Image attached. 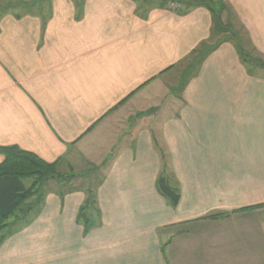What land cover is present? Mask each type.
I'll use <instances>...</instances> for the list:
<instances>
[{
  "label": "crops",
  "instance_id": "0c3cea01",
  "mask_svg": "<svg viewBox=\"0 0 264 264\" xmlns=\"http://www.w3.org/2000/svg\"><path fill=\"white\" fill-rule=\"evenodd\" d=\"M222 1L264 58V0ZM44 2L0 15V145L103 173L46 189L0 264H264V69L205 1Z\"/></svg>",
  "mask_w": 264,
  "mask_h": 264
},
{
  "label": "trees",
  "instance_id": "16d2710c",
  "mask_svg": "<svg viewBox=\"0 0 264 264\" xmlns=\"http://www.w3.org/2000/svg\"><path fill=\"white\" fill-rule=\"evenodd\" d=\"M219 1L220 3L217 2V8L211 6L210 2L212 1H205L214 15V24L220 21L218 10H222L225 7V4L221 0ZM24 7L23 13L29 12L28 8ZM19 15L17 14V16ZM213 32H218V30L213 27ZM206 47L201 49L198 52V56L194 58L196 61L195 65L205 54ZM241 58L245 62L242 55ZM255 66L264 67V61H259ZM0 153L3 155V159L0 162V239H2L16 228L17 221H14V219L17 211L20 210L19 212L24 215L21 219L25 221L26 214L42 201L44 183L49 179L59 180L61 177L57 175V162H47L33 152L24 150L17 145H0ZM161 156H163L162 150ZM26 179L30 180L28 185L25 184ZM156 184L159 191L168 199L171 205H175L178 202L179 193L170 184L169 178L163 170L157 177ZM31 197H34L32 202L28 200ZM94 205L95 199L89 189L88 196L77 214V219L82 223L84 231L95 223L94 217L90 213L91 208L93 211H97ZM211 216H216V214H211Z\"/></svg>",
  "mask_w": 264,
  "mask_h": 264
},
{
  "label": "rangeland",
  "instance_id": "374dc122",
  "mask_svg": "<svg viewBox=\"0 0 264 264\" xmlns=\"http://www.w3.org/2000/svg\"><path fill=\"white\" fill-rule=\"evenodd\" d=\"M45 0H0V15L2 13L6 12H11L13 10L19 12V14H27L28 12L23 13L25 7L26 8H31L32 12H38L39 11V5L44 4ZM199 1H212L210 2L211 6L217 8V2L220 3L219 0H199ZM222 1V0H221ZM222 3H224L222 1ZM14 12V11H13ZM218 16L220 17V21L216 22L214 24V27L218 32H221L219 34L221 37L219 39L224 38V37H231L233 41L237 44L239 51L242 55V57L245 59L246 64L249 66V68H255L256 63L263 62L264 58L259 56L253 49L246 32L239 22L237 16L233 13L232 10H230L228 7L222 10H218ZM214 36L213 38H215ZM206 47V45L201 46L197 51H195L191 56L186 58L183 61V66H185V69L187 72L191 71L195 67V60L194 58L198 56V52ZM264 69V67H262ZM57 169V175L61 177V179H49L47 180L44 185H43V190L45 191L46 189L49 188H68V184H58L62 180H67L71 181V186H88L92 187L94 186L97 181L101 178L102 176V170L97 169V168H88V170L79 167L76 170L73 167L67 168L65 165H56ZM84 170V171H83ZM30 180L26 179L25 184L28 185ZM59 186V187H58ZM34 197H31L28 199L29 201L32 202ZM20 210L17 211L16 213V218L14 221L16 222V227L19 225H22L24 220L21 219L24 215L19 212ZM19 216V217H18Z\"/></svg>",
  "mask_w": 264,
  "mask_h": 264
}]
</instances>
